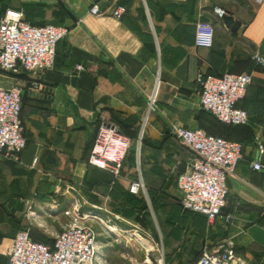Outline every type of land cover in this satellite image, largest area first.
Wrapping results in <instances>:
<instances>
[{
    "label": "crops",
    "instance_id": "crops-1",
    "mask_svg": "<svg viewBox=\"0 0 264 264\" xmlns=\"http://www.w3.org/2000/svg\"><path fill=\"white\" fill-rule=\"evenodd\" d=\"M92 4L100 16L89 13ZM117 6L126 9L120 19L112 16ZM7 9L69 32L51 69L33 77L0 73L1 88L21 89L26 139L17 161L0 157V264L19 230L51 246L79 208H100L103 200L106 245L96 246L93 264H195L203 248L225 243L239 264H264V169L251 167H264V65L253 61L264 57V0H0V17ZM198 21L213 26L211 48L194 45ZM198 73L252 74L237 105L248 121L224 133L243 145L242 158L212 223L179 203L176 179L194 155L171 134L173 127L203 129L211 122L199 107ZM102 122L132 141L142 133L139 165L130 151L119 176L88 164ZM138 176L144 191L132 196L128 187ZM122 222L148 229L153 253L128 259Z\"/></svg>",
    "mask_w": 264,
    "mask_h": 264
},
{
    "label": "built area",
    "instance_id": "built-area-1",
    "mask_svg": "<svg viewBox=\"0 0 264 264\" xmlns=\"http://www.w3.org/2000/svg\"><path fill=\"white\" fill-rule=\"evenodd\" d=\"M126 12L125 7L117 6L112 16L120 19ZM89 13L100 16L97 4H92ZM218 17L224 12L214 9ZM66 26L46 24L33 26L24 20L23 13L7 9L0 17V71L17 74L23 71L36 76L40 71L54 66L57 44L68 34ZM213 26L205 21L195 24L194 45L208 49L213 43ZM255 65H264V57L256 54ZM81 70V66H76ZM252 82L251 73L220 76L198 73L196 84L200 89L199 107L226 125H245L247 113L238 108V103L246 95ZM22 92L20 87H0V157L17 161L26 148L24 127L20 119ZM149 110H154V100L148 99ZM174 139L190 150L194 157L187 169L176 179L180 194L179 203L183 210L201 214L208 223L220 216L226 205L228 195L227 179L242 158L243 145L207 134L203 129L173 127ZM142 133L137 137L138 149ZM132 140L118 127L102 122L94 139L88 164L119 176L123 160L130 151ZM139 153V151H138ZM139 155V154H138ZM137 164L139 165L138 156ZM251 167L256 171L264 169L259 162ZM144 191L140 176L132 180L128 192L138 195ZM149 244V241H147ZM146 252L153 249L146 245ZM96 254L95 237L90 227L80 218L72 221L57 237L51 246L31 239L29 231L19 230L7 253L6 264H93ZM161 260L157 262L160 264ZM195 264H239L231 245L219 244L213 249L203 248Z\"/></svg>",
    "mask_w": 264,
    "mask_h": 264
},
{
    "label": "rangeland",
    "instance_id": "rangeland-1",
    "mask_svg": "<svg viewBox=\"0 0 264 264\" xmlns=\"http://www.w3.org/2000/svg\"><path fill=\"white\" fill-rule=\"evenodd\" d=\"M0 73L11 76V74L7 72L0 71ZM204 129L209 130L211 133H214L213 130L209 127H206ZM131 149L135 151V160H137L136 154H139L138 161H140L141 163L140 152L138 153V151H140V148L138 149L137 140L132 141ZM78 212V218H80V221L84 222L86 226L90 227L96 235L95 247L100 246V244L106 245V226L109 225L108 223H106V201H102L100 208L90 210L79 208ZM149 215L150 214L148 212H145L142 215V219H147ZM122 225L124 226V228H121V230L124 231L127 236L126 241L122 243V247L128 252L132 253V257L128 256V259L131 258L133 261L136 260L135 262H139L143 255L153 253L151 249H148L150 250L149 253L145 251L147 248L146 245L150 247V244H148L146 241V238L150 239L149 236L151 235L148 229H142L140 227L139 229H135L132 225L123 222ZM135 234H138L143 239H137V236H135ZM102 249L106 250V246H103Z\"/></svg>",
    "mask_w": 264,
    "mask_h": 264
},
{
    "label": "trees",
    "instance_id": "trees-1",
    "mask_svg": "<svg viewBox=\"0 0 264 264\" xmlns=\"http://www.w3.org/2000/svg\"><path fill=\"white\" fill-rule=\"evenodd\" d=\"M24 20L26 21V19L24 18ZM27 23H29L30 25H33V26H43V25H46V24H33V23H30V22H28V21H26ZM11 75H14V76H16V74H12V73H10ZM217 76H220V75H217ZM207 113V112H206ZM209 114V113H208ZM210 116H211V122L207 125V126H204V128H206V127H209L210 129H212L213 130V132L214 133H211L209 130H206V129H204L205 130V132L207 133V134H210V135H213V136H216V137H221V138H224V139H226V140H229V141H231L232 139H229V138H227L225 135H224V133L228 130V129H230V128H232V127H240V126H244V125H238V126H234V125H226V124H223V123H220L214 116H212L211 114H209ZM137 137H135L134 139H136ZM132 140V139H131ZM141 143H142V140H141ZM130 151H131V156H132V158L135 160V151H133L132 149H130ZM130 194V193H129ZM130 195H132V194H130ZM133 196V195H132ZM145 207L144 206H140V209L141 210H143ZM37 242H39V241H37Z\"/></svg>",
    "mask_w": 264,
    "mask_h": 264
},
{
    "label": "bare ground",
    "instance_id": "bare-ground-1",
    "mask_svg": "<svg viewBox=\"0 0 264 264\" xmlns=\"http://www.w3.org/2000/svg\"><path fill=\"white\" fill-rule=\"evenodd\" d=\"M136 238H137V239H143V238H141L140 236H137ZM125 241H126V240H125Z\"/></svg>",
    "mask_w": 264,
    "mask_h": 264
},
{
    "label": "water",
    "instance_id": "water-1",
    "mask_svg": "<svg viewBox=\"0 0 264 264\" xmlns=\"http://www.w3.org/2000/svg\"><path fill=\"white\" fill-rule=\"evenodd\" d=\"M155 110V109H154Z\"/></svg>",
    "mask_w": 264,
    "mask_h": 264
}]
</instances>
